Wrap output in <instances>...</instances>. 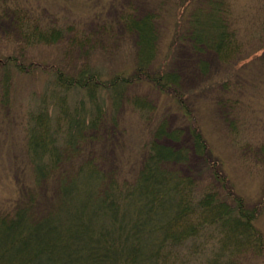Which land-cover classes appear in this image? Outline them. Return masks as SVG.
Listing matches in <instances>:
<instances>
[{"label": "trees", "instance_id": "obj_1", "mask_svg": "<svg viewBox=\"0 0 264 264\" xmlns=\"http://www.w3.org/2000/svg\"><path fill=\"white\" fill-rule=\"evenodd\" d=\"M115 1L82 0L83 8L75 9L74 0H63L78 20L65 27L49 25L34 9L17 10L13 17L28 46L67 40L74 51H83L92 49L97 35L102 36L101 43L112 42L117 30L132 36L136 52L129 75L123 71L106 78L94 66L51 73L40 102L27 114L25 160L18 165L19 201L0 205V264H264V232L256 225L263 199L250 201L235 193L213 166L220 162L209 158L205 162L212 181L198 186L193 175L175 167L188 162L189 148L162 142L180 141L183 124L176 128L168 124V117L177 115L189 122L185 126L194 151L206 154L209 143L196 123L195 93L182 91L181 79L172 69L173 57L180 49H186L190 59L211 50L223 65L252 59L264 63V42L249 53L243 48L245 28L238 24L243 21L250 29L254 22L264 34V16H254L263 1L173 0L171 8H165V0H153L146 12L139 7L134 12L130 7L122 10ZM163 11L172 18L171 42L159 58ZM105 13L114 15L111 18L119 25L98 24ZM86 20L93 24L92 34L83 31L81 22ZM38 65L47 64L14 57L0 62V107L9 106L15 77ZM234 76L245 78L238 71ZM229 82L213 93L218 111L232 109L223 97L231 89ZM133 83L146 84L168 99L153 105L146 95V100L133 101L155 126L147 130L145 150H137L136 163L127 161L116 170L93 155L104 136L95 131L108 119L105 102L119 103ZM71 91L80 94L78 100H71Z\"/></svg>", "mask_w": 264, "mask_h": 264}, {"label": "rangeland", "instance_id": "obj_2", "mask_svg": "<svg viewBox=\"0 0 264 264\" xmlns=\"http://www.w3.org/2000/svg\"><path fill=\"white\" fill-rule=\"evenodd\" d=\"M4 1L5 6L0 5V62L7 57H14L17 61L24 63L37 61L45 62L47 65L43 68L38 65L34 71H28L26 75H17L9 96V106L0 107V205L6 201H19L18 165L25 160L27 114L29 111H34L32 109L36 108L40 102L45 87H48L51 73H57V71L75 73L80 68L94 66L100 69L106 78L123 71L124 75H129L131 71L133 72L136 52L132 36L127 32L120 34L117 30L112 32L110 39L112 42L107 43L105 37L106 42L101 43L102 36L97 35L91 43L92 49L87 48L83 51H74L66 45L67 40H60L51 45L28 46L20 36L18 24H15L13 20L17 10L25 13L34 9L38 17L49 25L56 23L65 27L69 23L76 25L78 20L73 19L74 15L64 7L63 0H0V2ZM74 1L75 9L83 8L82 0ZM262 1L263 8L256 10L254 14L258 19L264 16V0ZM26 2L32 5L29 7L25 5ZM151 2L153 0H118L116 7L122 10L130 7L133 12L139 7L141 10L144 8L146 12L152 6ZM165 2L163 7L171 8L173 0H165ZM117 14L119 16L121 13ZM113 16L108 17L105 13L96 22L118 26L119 24L114 22L115 18H111ZM171 19L165 11L159 16V22L164 28L157 43L159 58L169 50L171 37L168 28L172 25ZM88 20L81 24H83L84 33L92 34L93 24ZM238 24L245 28L243 40L246 45L244 44L243 48L249 53L259 47V42H264V34L259 27H254V22L251 23L250 29L243 21ZM102 29L103 27L100 31ZM256 31L262 32V35H257ZM196 55L190 59L186 49L177 50L171 65L181 79L182 91L186 93L192 90L195 93L196 123L208 141L209 149L203 156L194 151L189 130L185 126L189 122L187 118L182 121L177 115L169 116L168 124L172 128L183 124L180 141L164 140L162 142L167 145H185L189 148L188 162L176 164L175 167L179 173L193 175L198 186L203 187L212 181L211 170L207 171L208 163L205 159L218 160L220 164L213 163V166L222 171L228 179V186H232L235 193L250 201H257L260 198L264 201V63L258 59H252L249 62L240 61L237 64L223 65L211 50H204ZM203 63L205 65L201 66ZM45 71L48 74L44 73ZM236 71L243 74L245 78L234 76ZM228 80H230L228 86L231 89L223 97L232 109L218 111L212 100L213 93L219 91L218 87ZM79 95L75 91L70 92L72 101L78 100ZM146 95L153 105L159 102L166 103L168 99L165 94L146 87V84L133 83L128 86L119 103L109 100L105 102L109 109V116L108 119L105 117L100 130L95 131L97 134L104 133V136L102 145L97 143L94 146L93 155L107 165L109 163L115 165L116 170H120L122 163L126 164L127 161L128 164L134 161L136 163L137 150L139 148L145 150L147 130L151 132L155 126L152 118L149 121L146 119V113L142 114L132 105L136 98L143 97L146 100ZM82 98L85 99V97ZM84 105L87 110L90 108L86 100ZM114 161H116L115 164ZM134 170L135 164L131 172ZM256 225L264 232V203Z\"/></svg>", "mask_w": 264, "mask_h": 264}]
</instances>
